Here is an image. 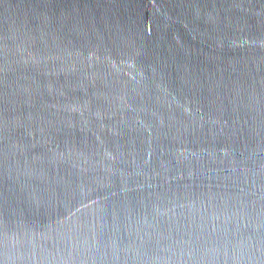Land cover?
<instances>
[{
  "label": "water",
  "instance_id": "95a60500",
  "mask_svg": "<svg viewBox=\"0 0 264 264\" xmlns=\"http://www.w3.org/2000/svg\"><path fill=\"white\" fill-rule=\"evenodd\" d=\"M0 264H264V0H0Z\"/></svg>",
  "mask_w": 264,
  "mask_h": 264
}]
</instances>
